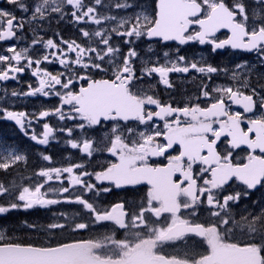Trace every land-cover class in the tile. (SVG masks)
Instances as JSON below:
<instances>
[{
	"label": "snow or ice",
	"instance_id": "obj_1",
	"mask_svg": "<svg viewBox=\"0 0 264 264\" xmlns=\"http://www.w3.org/2000/svg\"><path fill=\"white\" fill-rule=\"evenodd\" d=\"M252 2L250 8L246 0H154L149 11L135 0L112 4L105 0H35L31 5L26 0H6L23 15L17 17L15 11L0 8V42L21 39L26 25L34 37L20 51L13 44L6 54L0 53V84L19 83V76L28 71L37 86L28 83L27 91L10 93L4 87L0 99L43 96L56 97L60 103L32 114L0 105V114L40 145L56 142V133L61 132L67 135V144L89 160L99 154L113 159L98 171H89L84 162L54 166L52 157L42 154L50 166L35 172L34 181L28 177L32 181L28 186L0 182V198L6 201L0 204V215L74 203L87 217L61 212L46 224L25 221V227L53 237L42 244L21 243L0 234V264H264V207L240 215L232 211L242 196L264 188V74L255 85L251 82L256 69L264 68V0ZM101 8L125 14L113 15ZM62 21L85 25L78 28L84 42L66 40L58 32L59 43L43 39L40 33L45 25ZM90 25L94 27L89 29ZM221 30L229 33L224 39L217 35ZM113 36L129 45L126 53L121 54ZM142 37L165 45H210L214 53L224 49L251 53L258 63L245 58L236 64L231 71L234 84L213 89L201 84L200 96L207 101L203 105L200 96L183 106L163 103L139 87L145 78L156 76L172 88L171 73L195 71L211 79L229 70L191 62L177 49L174 60L166 51L165 63L146 62L138 73L139 54L133 45ZM36 45L45 51L33 58L30 53ZM53 62L65 72L53 74L40 67ZM109 71L110 78H94V72ZM233 105L242 111H233ZM51 115L76 124L55 128L45 122L38 136L31 128L33 120L39 123ZM157 121L163 122L162 127ZM105 126L99 141L84 135L73 137L74 131L83 134L86 129ZM177 145L178 154L172 155L169 150ZM237 150H247V155L235 159ZM158 157L167 163H153ZM26 159V154L0 146V170L7 171ZM234 179L245 191L224 194ZM141 185L147 191L135 209L127 208L125 202L104 207L88 197L113 187L136 189ZM202 208L210 220H199ZM108 224L111 230L88 239H55L65 232L91 231ZM166 245L174 251L165 252ZM200 246L206 250L199 251Z\"/></svg>",
	"mask_w": 264,
	"mask_h": 264
},
{
	"label": "flooded vegetation",
	"instance_id": "obj_2",
	"mask_svg": "<svg viewBox=\"0 0 264 264\" xmlns=\"http://www.w3.org/2000/svg\"><path fill=\"white\" fill-rule=\"evenodd\" d=\"M26 2L31 5L35 2V0H26ZM86 2H91V0H86ZM135 3L138 5L148 4V7H152L154 0H135ZM106 4V3H105ZM0 8L3 9H9L12 11H15V14L17 17H20L23 15L20 11H16L14 7L8 3H6V0H0ZM110 12L113 15H119V10L110 9ZM74 23H70L67 21L62 22H54L49 27L48 25L44 26L43 32L40 33V35L43 37L44 40H47L48 38H53L56 40L57 43H59V37H57L55 34L58 32L60 36H62L66 40H76L78 43H83V38L81 35H79V32L74 30ZM89 29H91L93 26H88ZM20 34L18 33V36ZM220 39L226 38L228 35L226 33H219L217 34ZM34 37L33 30L26 25L24 29V35L19 40H9V41H3L0 42V53L6 54V49L10 45H15L17 48V51H20L24 47H28L31 44V41ZM113 42L116 45L120 46L121 54H124L128 51L129 45L123 43V39L121 37L113 36ZM136 48V51L138 52V57L136 58V70L139 73L142 65H144L146 62L152 61L155 62L156 60H159L161 64L165 63V57L164 52H169L170 59H175V56L177 55V49H179V55L185 56L189 61L196 62L198 64H212L213 66H216L221 69H228V73L225 74L223 72L218 74H213L211 79L205 78L202 74H199L195 71H190L187 74L182 73H171L169 75L170 81L173 83L172 88H168L162 83L159 82L158 77L153 76L152 78H145L142 83L139 84V87L145 88L149 90V94H153L156 98L160 99L163 103H172L173 105H179L183 106L189 101L196 102V99L198 96H200V85L205 84L207 85L208 89H213L216 87H223L230 84H234L231 80V71L234 70L233 63H236L238 60L247 59L249 61V56L247 54L239 53V52H233L230 49H224L222 52L214 53L211 51L210 45H199L198 43H190L187 45L177 46L175 44L167 43L166 45L163 42L156 41V42H150L147 41V38H141L138 41L135 42L133 45ZM45 51L42 49L40 45H36L34 48L31 49L30 55L35 58L40 53ZM42 69H47L48 71L53 72V74L65 72V69L62 65H59L58 63H45L40 65ZM264 71V68H257L256 72L253 74L251 82L255 85L256 83V73L258 71ZM75 74V73H73ZM83 74V73H81ZM93 74H98L99 79L100 78H110L111 72L109 71L107 74L100 73V72H94ZM28 83H31L33 87L37 86V79L29 74L28 71L21 74L19 76V83L13 80H9L6 82V84H0V90H2L4 87L8 89V92L10 93L11 90H16L18 92L20 91H27L28 89ZM78 86V85H77ZM15 103L11 102V99ZM29 99V100H27ZM199 102L203 105L207 103V101L204 100L202 96H200ZM59 104V100L56 97L51 98H41L38 99V97H30V96H20V97H8L7 100L0 99V105H4L8 107L9 110L14 111H24L29 114L32 113H38L40 110H46V109H52L55 106ZM153 107L154 106H150ZM233 111H242V109L239 108V106L233 105L232 106ZM51 123L57 124L59 119L55 115H51L47 118ZM41 121V120H40ZM110 123V122H109ZM132 126H136L135 122H130ZM157 124L163 125L162 121H157ZM9 125H15V122L9 121L5 118H3V115L0 114V126L1 129H5ZM107 130V126L103 128H95V129H86L82 135L93 137L97 141H99L103 135V133ZM78 131V130H77ZM75 134L79 135V131ZM226 144V141H224L221 144V147L223 148ZM179 146H175L173 149H170L169 152L172 155L178 154ZM75 152H79L76 149H72ZM235 159H242L247 155V150H237V152L233 153ZM113 158L108 154H99L98 159L96 162H86L88 165V170H99L100 166L105 164L106 162L112 160ZM153 163L157 164H166L167 161L163 159V157L153 158ZM70 164H59L58 166H68ZM199 167V166H197ZM65 186H67V181H65ZM104 186H108L105 184ZM147 191L146 185L138 186L136 189L132 188H121L116 189L112 188L111 191L107 193H100L98 196H93L91 193L88 194V197L91 200H95L98 204L109 207L117 202H125L126 207L130 209H135L138 207L139 202L144 198L145 193ZM244 192V186L240 184L239 181H236L235 179L233 182H231V187H228L226 192L232 193V192ZM68 195V194H65ZM264 202V188H258L257 190H254L250 192V194L245 198L241 197V200L238 205H234L232 207V211L235 215H239L241 213L245 212H253L251 210V202ZM204 209V208H202ZM202 209L199 213V220L200 221H206L210 220L211 217L209 216L207 212L208 218L204 219L202 218ZM31 213L35 218L40 219L43 213H68L69 215H72V213H78V218L86 219V214L83 212L81 207L78 204L74 203H61L54 206H51L47 209L44 208H35L30 210ZM112 225L108 224L103 226V228H96L92 229L91 231H85L89 234H97L98 232L102 230H111ZM120 233H117V236H119ZM199 251H205L206 249L203 246H200L198 248ZM174 249L170 246H165V252L171 253ZM179 251V250H176Z\"/></svg>",
	"mask_w": 264,
	"mask_h": 264
},
{
	"label": "trees",
	"instance_id": "obj_3",
	"mask_svg": "<svg viewBox=\"0 0 264 264\" xmlns=\"http://www.w3.org/2000/svg\"><path fill=\"white\" fill-rule=\"evenodd\" d=\"M2 135L3 134H1V136ZM13 138L15 139L16 143L21 144L25 149H32V150L34 149L26 140L21 139L17 134H15ZM29 160H30V163L25 168H23L20 165L17 167L10 168L6 173L0 172V181L2 182L5 181L7 183L5 184L6 186L13 182L16 185L26 186V184L30 182V180L28 179V177H30V174H28L30 171L29 169L31 168L33 169V165L36 163V161L34 160L32 156L31 158H29ZM3 203H4V199L0 198V204H3ZM76 214L77 213L75 212L72 213V215H76ZM15 215L13 217L14 219L12 218L13 222H11L10 224H9L8 219L5 216L0 215V228H5V226L10 225L12 227L11 229H13L9 235V238L14 239L21 243H33V244H42V243H46L49 240L53 239V237L50 234L33 231L25 227L24 225L25 221H27L30 224L32 223L46 224L47 222H42V221H47V219L44 216L41 218V220H38V219H33V218L22 219V217L18 218V216L15 217ZM9 219L11 220V216L9 217ZM86 235H87L86 232H83V233L82 232H79V233L65 232V233L57 235L55 239L57 240L76 239V238H83Z\"/></svg>",
	"mask_w": 264,
	"mask_h": 264
},
{
	"label": "rangeland",
	"instance_id": "obj_4",
	"mask_svg": "<svg viewBox=\"0 0 264 264\" xmlns=\"http://www.w3.org/2000/svg\"><path fill=\"white\" fill-rule=\"evenodd\" d=\"M115 2V0H105V3L106 4H112V3H114ZM246 2H247V4L249 5V7L251 8V7H253L254 5H253V2H252V0H246ZM138 5H140V4H138ZM141 7H144V8H147L149 11H151V6L150 7H148V4H143V5H140ZM116 10V9H115ZM130 10V9H129ZM100 11L101 12H109L110 11V9H104V8H101L100 9ZM125 13L123 12V10H119V15H124ZM91 26V25H90ZM80 27H85V25H77V24H75L74 25V30H76L77 32H79L78 31V28H80ZM94 27V26H93ZM79 35H80V32H79ZM257 59V58H256ZM258 63V62H257ZM255 65V64H254ZM261 74H264V71H262V70H260V71H258L257 73H256V80L259 78V76L261 75ZM94 78H97V75L95 74L94 75ZM255 80V81H256ZM12 91V90H11ZM10 91V92H11ZM40 97L41 98H46V97H43V96H38V99H40ZM49 99V98H48ZM27 100H29V99H27ZM59 100V99H58ZM11 102L12 103H15L14 101H13V98L11 99ZM59 103H60V101H59ZM42 121H46V122H50L49 120H47V119H43ZM60 127H62L61 126V123L60 122H58L57 123V128H60ZM64 127V126H63ZM57 135H59L58 136V139H60L61 138V136H62V134L63 133H61V132H57L56 133ZM76 138H78V137H76ZM16 143L14 142V143H11V145H10V147L12 148V149H17L18 147H16ZM0 146H5V147H9L8 145H6L5 143H3V142H1L0 143ZM25 154H26V152H25ZM20 163V162H19ZM0 172H6V171H4V170H0ZM262 207H264V202H260V201H258V202H251V210L253 211V212H257V211H259ZM242 214V213H241ZM240 215V214H239ZM202 218L204 217V219H206V218H208L209 216H207V209H202V216H201ZM12 227L10 226V225H7V226H5V228H0V234H2V235H4L5 236V238H9V235H10V233H11V231L13 230V229H11ZM238 239H243L242 237H238Z\"/></svg>",
	"mask_w": 264,
	"mask_h": 264
}]
</instances>
